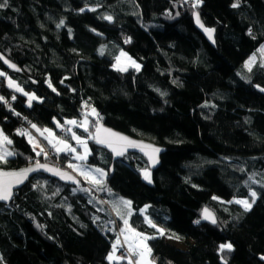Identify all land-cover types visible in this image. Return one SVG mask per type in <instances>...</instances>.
<instances>
[{
    "label": "trees",
    "instance_id": "trees-1",
    "mask_svg": "<svg viewBox=\"0 0 264 264\" xmlns=\"http://www.w3.org/2000/svg\"><path fill=\"white\" fill-rule=\"evenodd\" d=\"M194 4L6 0L0 7V54L21 69L0 62V97H16L12 108L0 100V131L14 152L0 168L47 163L73 172V154L55 151L43 131L59 135L55 122L76 121L74 131L90 138L84 164L107 172L100 183L78 177V187L37 175L0 204V264H134L118 238L115 222L122 233L124 220L149 236L155 264H264V67L259 59L245 68L264 45V0ZM196 13L216 32L215 47L196 29ZM121 51L141 69L116 70ZM28 93L40 100L29 106ZM88 108L95 116L87 114L85 131ZM29 122L51 159L20 133ZM99 123L166 148L152 184L141 175L149 169L144 158L114 161L98 147ZM64 139L73 144L71 135ZM252 190L258 197L247 211L213 199H247ZM206 208L215 227L201 219ZM115 241L121 259L110 262ZM228 243L231 250H221Z\"/></svg>",
    "mask_w": 264,
    "mask_h": 264
},
{
    "label": "rangeland",
    "instance_id": "rangeland-1",
    "mask_svg": "<svg viewBox=\"0 0 264 264\" xmlns=\"http://www.w3.org/2000/svg\"><path fill=\"white\" fill-rule=\"evenodd\" d=\"M262 47H264V45H262L260 48H259V51H258V55H255L256 56V62L259 60V59H261L262 60V62H263V64H264V53H262L261 52V48ZM122 53L124 54V55H122ZM252 57V56H251ZM250 57V58H251ZM249 58V59H250ZM249 59L245 62V68L248 70V68L246 67V63L249 61ZM256 62L252 65V67L256 64ZM136 65H139V69H137V67H136ZM114 68L116 69V70H120V71H123V72H125V71H127V70H130V69H132V70H137V71H139L140 69H141V64L139 63V62H137V61H135L133 58H131L126 52H124V51H121L120 52V54H119V56H118V58L116 59V63H115V66H114ZM252 69V68H251ZM0 73H3L4 74V72L3 71H1L0 70ZM2 75H0V77H1ZM7 83H8V85H9V87H11V88H13V89H15V90H20L21 91V89L18 87V85H17V83L15 82V81H13L12 79H10L9 77L7 78ZM28 95V97H29V102H28V105L29 106H31L32 105V103L33 102H35V101H39L40 99L35 95V94H33V93H28L27 94ZM93 109H91V114L88 112L87 114H90L92 117L93 116H95V113H93V111H92ZM87 114H86V117L82 120V121H84V120H87L88 122L90 121V118L89 117H87ZM55 124H56V126H57V128L58 129H61V126H62V124H60L59 122H55ZM90 123H88V125H89ZM73 128H76L77 127V124H70ZM81 126H82V123H81ZM82 129H84V127H82ZM49 131L48 132H53V134L54 135H56V132H55V130H53V129H48ZM85 130V129H84ZM47 130H45V131H43V132H46ZM38 132V131H37ZM73 133H75V136H79L82 140H85L86 142H87V148H88V152H87V154H86V159L85 160H80V159H77V157L78 156H80V155H85V149H84V146L82 145V144H80V143H78L77 141H76V139L73 137ZM38 134L40 135V133L38 132ZM60 135H62L61 134V132H60V134L58 135V137L60 138V140L61 141H65L64 143L66 144V147L67 148H61L62 150V152H58V153H72L73 154V158L75 159V160H77V163H70L71 165H73L74 167H70L72 170H73V173H75L78 177H80L83 181H85V182H87V183H94L93 182V178H95V180H98L99 181V183L102 181V180H104V179H106V176H107V172L105 171V170H103V169H101V168H99V167H96V166H90V165H87V164H84V161H86L87 159H88V157H89V155H90V153H91V148H90V146H89V137H85V136H82V135H80V134H78L76 131H72L71 133H70V135H71V139H72V142H73V144L71 143V142H69L68 140H65V139H63V138H61L60 137ZM27 136H31V135H27ZM5 137L6 136H4L3 134H2V132L0 131V156H4L5 157V159H7V158H9V157H11V156H13L14 155V152H12L11 150H10V148H9V143H8V138L7 139H5ZM33 137V136H32ZM34 138V137H33ZM29 139V138H28ZM30 140V142L31 143H33V145H34V151L37 153V144H35L34 142H33V140L32 139H29ZM35 140V139H34ZM60 142V141H59ZM63 143V144H64ZM69 145H68V144ZM70 148H75L76 149V151L75 152H72L71 150H70ZM8 153H11V155H8ZM70 164H68V166L70 165ZM97 169H100V170H102V172L104 173V175H101V173L100 172H97L96 170ZM81 172H84L86 175H87V179L85 178V175H82L81 174ZM148 173L149 175H150V179H151V183H149V181L148 180H146L145 179V173ZM141 175H142V178H143V180L145 181V182H147V183H149V184H152L153 183V177H152V172H151V170H143L142 172H141ZM254 190H252L251 192H250V194H249V198H247V199H232V200H230V201H224V200H221V199H218V198H216V200H218V201H220V202H222V203H226V204H237V205H239L240 207H242L243 209H244V207L242 206V205H240V204H238V203H236L235 201H237V200H247L252 206L254 205V203H255V201L257 200V197H258V195H257V193H256V196L255 197H253L252 195H251V193L253 192ZM256 192V191H255ZM126 201H129V200H127V199H125ZM253 201H254V203H253ZM131 205V204H130ZM245 210V209H244ZM145 211H146V209H145ZM145 211H143V213L145 212ZM145 217H146V220H147V222H148V220H151L149 217H147L146 216V214H145ZM152 221V220H151ZM153 223V222H152ZM149 224V223H148ZM154 224V223H153ZM132 230H134V231H132ZM135 233H140V232H138V231H136L135 229H133V227L128 223L127 225H124L123 227H122V235H123V238L125 239V241H126V243H127V245H128V247H129V249H128V251L130 252V254L128 255L129 256V258L131 259V260H134V264H141V263H145L147 260H148V262H149V260H150V258H151V252H150V254L144 249V245H147V248L148 249H150V246H149V236L148 235H146V234H143V233H140V234H142V236L143 237H148V239H146V240H141V238L140 237H137L136 235H135ZM160 236L162 235L161 233L159 234ZM126 237H127V239H126ZM168 243L169 242H172V241H170V240H168L167 241ZM172 243H174L177 247H179L180 249H184L185 248V246L184 245H182L181 243H175V242H172ZM229 244V243H228ZM119 245H120V243H119V241H115L114 242V244H113V251H112V253L109 255V256H111L112 257V259H109L110 260V262H117V261H119L120 259H121V257L119 256V254H118V247H119ZM130 245H131V247H130ZM227 245V244H226ZM225 249H227V248H225ZM227 250H229V249H227ZM141 252H144V258L142 259L141 258V256L139 255V253H141Z\"/></svg>",
    "mask_w": 264,
    "mask_h": 264
},
{
    "label": "water",
    "instance_id": "water-1",
    "mask_svg": "<svg viewBox=\"0 0 264 264\" xmlns=\"http://www.w3.org/2000/svg\"><path fill=\"white\" fill-rule=\"evenodd\" d=\"M197 15L199 17V23H197ZM193 21H194V25H195L196 29L204 36V38L207 40V42L210 45L215 47V34H216V32L212 31L211 32V36H210L209 33L205 31V29H207V28L203 24V21H202L200 15L198 13L194 14ZM201 25H203V27H201ZM0 62L4 66V68L7 71H9V72H12V73H20L21 72V69L16 64H14L12 61L7 59L2 54H0ZM98 125L102 126V129H109V130H111L114 133H118V134H120V135H122L124 137H127L129 140L135 141L138 145L150 146V147H144V148L127 146L126 150L124 151V154L121 155V156H118V155H116V152H114L112 150V148L106 146L105 144L96 143L99 148H101V149L107 151L109 154H111L114 161L123 159L125 156H128V155L136 154V155L141 156L142 158H144L147 161L148 168H149V170H151V172H155V171H157L160 168V166H161V156L166 152V148L160 147V146L156 145L155 143H153V142H151L149 140H146V139L131 137V136L127 135V134H124L122 132L114 130V129H112V128H110V127H108V126H106V125H104L102 123H99ZM95 133H96V129H95L94 135H95ZM106 135H107L106 133L101 131V133H100V137L101 138H104ZM114 146H116L117 149L119 150V146L118 145H114ZM153 149H159V151L155 152V151H153ZM39 164H43V165H46L48 168H51V169H54V170H58L59 172L64 173L65 176L62 178L60 175H55V174H53V172L47 171L45 169H41V168L38 167V163L30 165V166H27V167H24V168H20V169L0 168V173H19V172H21L23 170H26V169H33V168L36 169V171L28 172L27 177L23 179L22 183H17L16 180L18 178H16V177L0 176V179H4V180H7V181H10L11 182V186H12L11 187V190H12L11 198L9 200H7V201H0V204H2V205L11 204L13 202V200H14L16 192L21 190L33 177H35L37 175H44V176H46V177H48L50 179L56 180V181H58V182H60V183H62L64 185H68V186H71V187H78L81 184V180L78 178V176L75 175L70 170L62 169V168H59L57 166H54V165H51V164H47V163H39ZM68 177H71V179H69ZM204 210H203L202 216H201L202 221L205 222L206 224L210 225V226L215 227L217 225V218H216L215 214L211 210L207 209L208 212H210L212 214V216L216 220V223L213 224L211 222V219H205L204 218Z\"/></svg>",
    "mask_w": 264,
    "mask_h": 264
},
{
    "label": "snow or ice",
    "instance_id": "snow-or-ice-1",
    "mask_svg": "<svg viewBox=\"0 0 264 264\" xmlns=\"http://www.w3.org/2000/svg\"><path fill=\"white\" fill-rule=\"evenodd\" d=\"M201 2H202V0H195L194 6L199 5ZM5 4H6V0H0V7H4ZM237 6H238L237 4H234L233 5V7H237ZM105 18L108 19V20H111L112 19L111 16H108V17H105ZM197 23H199V17H198V15H197ZM61 24H63V21H61ZM201 27H203V25H201ZM205 31L208 32L209 35L211 36V32L214 31V30L205 29ZM102 51H103V49H101V52ZM261 52L264 53V47L261 48ZM122 55H124V54L122 53ZM255 62H256V56L253 55L249 59V61L246 63V67L248 68L249 71H251L252 65ZM261 66L264 67V64H262ZM136 67H137V69H139V65H136ZM0 75H4V74L3 73H0ZM261 91H264V89H261ZM2 99H3V97H0V100H2ZM13 99H15V97H13ZM92 111H93V113H95V109H93ZM96 115H97V118L98 119H101L98 114H96ZM68 123L69 124H76V121H68ZM84 123L87 124L88 121L85 120ZM33 127H35V126L33 125ZM85 131H88L87 127H85ZM101 131H103L104 133L107 134L104 138H101L100 137ZM21 134H23V133H21ZM73 137L76 139V141L78 143L82 144L84 146V149H85V155H80V156L77 157V159L85 160L86 159V154L88 152L87 142L85 140H82L79 136H75V133H73ZM92 138L95 139L96 143H98V144H105L106 146L112 148V150L114 152H116V155H118V156H121V155L124 154V151L126 150V147L127 146L141 147V148L150 147V146H147V145H138L135 141H131L127 137H124V136H122V135H120L118 133H114V132H112L109 129H102V126H100V125H97V127H96V133H95V135ZM5 139H7V138L5 137ZM8 143H11V141H8ZM59 143H63V141H60ZM114 145H118L119 146V150ZM56 150L57 151H61L60 148H56ZM70 150L72 152H75L76 151L75 148H70ZM153 151L158 152L159 149H153ZM37 154L39 155V153H37ZM8 155H11V153H8ZM6 162L7 161L5 160V157L4 156H0V163H6ZM38 167L41 168V169H45L47 171L53 172V174H55V175H60L62 178L65 176L64 173H61L58 170H54V169L48 168L46 165H43V164H39L38 163ZM69 167H74V166L70 164ZM30 171H36V169H34V168L33 169H26V170H23V171H21L19 173H0V176L16 177V178H18L16 180V182L17 183H22L23 182V179L27 177V174ZM96 171L97 172H100L101 175H104V173L102 172V170L97 169ZM81 174L82 175H85V178L86 179L88 178L87 175L84 172H81ZM68 178L71 179V177H68ZM145 179L148 180L149 183H151L150 175L147 172L145 173ZM93 182L94 183H99V181L98 180H95V178H93ZM11 187L12 186H11V182L10 181L4 180V179H0V201H7V200H9L11 198V196H12ZM251 195L253 197H255L256 196V192L253 191L251 193ZM213 199H216V197H213ZM235 202L238 203V204H240V205H242L246 211L247 210H250L251 207H252V205L247 200H237ZM122 203L125 204V205H128V206H130V204H131L130 201H122ZM253 203H254V201H253ZM117 214L119 215V210H117ZM204 218L205 219H211V222L213 224L216 223L215 218L212 216V214L210 212H208L207 209L204 210ZM148 223L153 228H156L157 227L155 224L152 223L151 220H148ZM197 223H199V221H197ZM124 224L127 225L128 224V221L127 220H124ZM132 231H134V230H132ZM158 231L161 234L164 233V230L163 229H158ZM135 235L137 237H140L141 240L148 239V237H143L142 234H140V233H135ZM126 239H127V237H126ZM130 247H131V245H130ZM220 248H221V250H223L225 248L231 250L232 245L231 244L221 245ZM144 249L150 254L151 249H148L147 248V245H144ZM139 255L141 256L142 259L144 258V252L139 253ZM108 258L109 259H112L111 256H109ZM130 264H131V262H130Z\"/></svg>",
    "mask_w": 264,
    "mask_h": 264
},
{
    "label": "built area",
    "instance_id": "built-area-1",
    "mask_svg": "<svg viewBox=\"0 0 264 264\" xmlns=\"http://www.w3.org/2000/svg\"><path fill=\"white\" fill-rule=\"evenodd\" d=\"M13 97H15L14 95L9 97V98H3V101H4V105L6 108H12L13 107V104L16 102V97L15 99H13ZM91 113V109L88 108V109H85L84 113L87 114V113ZM21 130L26 133V134H29L31 136L34 137V139L37 141V153H39V155L43 156L44 158H49L51 159L53 157V149L51 148H48L43 142H42V139H41V136L38 135L35 131V129L33 128V125L31 124V122L27 123V124H23ZM74 130L71 129L70 126L68 125H65L64 126V134L61 136V138H65L67 137L68 135H70V133H68L69 131L72 132ZM46 154V155H45ZM116 223V226L118 227L119 229V240L121 241V244H122V248L128 253V248L127 246L125 245L124 241H123V235L120 231V226L118 224V222H115Z\"/></svg>",
    "mask_w": 264,
    "mask_h": 264
},
{
    "label": "crops",
    "instance_id": "crops-1",
    "mask_svg": "<svg viewBox=\"0 0 264 264\" xmlns=\"http://www.w3.org/2000/svg\"><path fill=\"white\" fill-rule=\"evenodd\" d=\"M85 121V120H84ZM84 121L82 122V127H84V129H85V127H89V125H88V123L87 124H85L84 123ZM49 130H47L46 132H45V134H44V136H45V138L47 139V141H48V143L50 144V146L55 150V151H57L56 150V148H67L66 147V144L64 143H59V141H61L60 140V138L58 137V135L56 134V135H54L53 134V132H48ZM26 137L27 138H29V139H32L33 141H35L34 140V138L32 137V136H27L26 135ZM68 144V143H67ZM69 145V144H68ZM62 150V149H61ZM57 152H62V151H57ZM72 158H73V155H72ZM74 159V158H73ZM141 264H143V263H141ZM144 264H155V263H153L152 261H151V258H150V260H149V262H148V260L144 263Z\"/></svg>",
    "mask_w": 264,
    "mask_h": 264
},
{
    "label": "bare ground",
    "instance_id": "bare-ground-1",
    "mask_svg": "<svg viewBox=\"0 0 264 264\" xmlns=\"http://www.w3.org/2000/svg\"><path fill=\"white\" fill-rule=\"evenodd\" d=\"M23 124H27V123H22V124H21V126L19 127V131H20V133L22 132L25 136H26V135H29V134L24 133V132L21 130ZM31 124H32V123H31ZM32 125H33V124H32ZM65 125H68V126L71 127V129H73V127H72L70 124H63V125L61 126V129H60V132H61L62 135L64 134V126H65ZM79 127L82 128L81 124L79 125ZM33 128L35 129L36 133L38 134L37 129H36L35 127H33ZM68 133H71V132L69 131ZM38 135H39V134H38ZM59 168H60V167H59ZM62 169H63V168H62ZM129 254H130V252L128 251V255H129Z\"/></svg>",
    "mask_w": 264,
    "mask_h": 264
}]
</instances>
